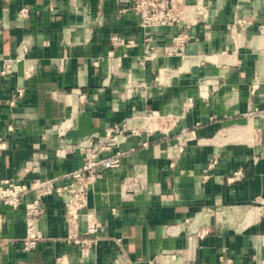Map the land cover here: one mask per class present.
I'll return each mask as SVG.
<instances>
[{
    "label": "crops",
    "instance_id": "crops-1",
    "mask_svg": "<svg viewBox=\"0 0 264 264\" xmlns=\"http://www.w3.org/2000/svg\"><path fill=\"white\" fill-rule=\"evenodd\" d=\"M122 1L0 0V70L13 61L0 75V183H65L82 161L57 155L62 143L140 129L89 192L95 247L69 244L48 196L44 238L26 252L32 192L0 207L2 264H264V0H178L182 24L152 29ZM149 111L160 119L145 130Z\"/></svg>",
    "mask_w": 264,
    "mask_h": 264
},
{
    "label": "built area",
    "instance_id": "built-area-1",
    "mask_svg": "<svg viewBox=\"0 0 264 264\" xmlns=\"http://www.w3.org/2000/svg\"><path fill=\"white\" fill-rule=\"evenodd\" d=\"M122 2H128V0ZM134 9L144 29L175 27L182 24L184 10L179 8L178 0H135ZM27 13L28 9H23L21 17L25 18ZM112 41L116 45L118 37H112ZM12 71L13 61H5L0 75L5 76ZM17 93L22 96V89H18ZM143 119L145 130H150L151 123L160 119V115L155 111H149ZM128 134L139 135L140 129L126 121L107 127L103 133L91 135L80 143L74 145L62 143L57 150V155L65 156L67 150L78 152L82 161L78 170L65 176L67 180L65 183H57L55 180H36L30 185L19 181L0 183V207L18 210L23 200L30 193H35V197L24 204L26 232L23 249L26 252L34 251L44 238L40 222L45 215L43 198L48 196H56L64 205L65 223L69 227L66 239L69 244L81 250L92 249L97 245L101 238L102 223L97 214L85 212L88 195L95 183L102 179L107 171L121 166L126 155V151L121 150V145ZM215 164V160L208 164L204 170V179L211 176ZM83 218L87 222V228L83 234H79L78 228ZM219 261L221 264H232V260L224 254L219 257ZM0 264H2L1 258Z\"/></svg>",
    "mask_w": 264,
    "mask_h": 264
}]
</instances>
